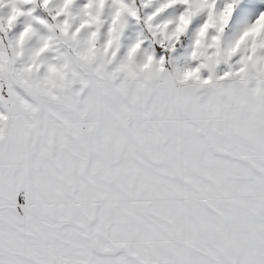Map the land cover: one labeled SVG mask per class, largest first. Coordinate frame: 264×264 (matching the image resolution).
Returning a JSON list of instances; mask_svg holds the SVG:
<instances>
[{"label":"rangeland","instance_id":"374dc122","mask_svg":"<svg viewBox=\"0 0 264 264\" xmlns=\"http://www.w3.org/2000/svg\"><path fill=\"white\" fill-rule=\"evenodd\" d=\"M236 77L248 78L242 101H251L245 83L264 82V0H0L1 191L16 192L2 170L13 168L17 126L42 104L71 103L84 83L135 80L150 99L158 92V101L173 103L201 102L213 88L218 101L233 102ZM26 215L29 263L157 264L179 256L173 207L44 206Z\"/></svg>","mask_w":264,"mask_h":264},{"label":"crops","instance_id":"0c3cea01","mask_svg":"<svg viewBox=\"0 0 264 264\" xmlns=\"http://www.w3.org/2000/svg\"><path fill=\"white\" fill-rule=\"evenodd\" d=\"M234 79L233 102L213 88L201 102H160L120 78L40 105L2 170L16 192L0 187V264H34L29 207L88 205L175 208L179 256L159 264H264V82L249 78L245 102L248 78Z\"/></svg>","mask_w":264,"mask_h":264},{"label":"built area","instance_id":"2783aa9c","mask_svg":"<svg viewBox=\"0 0 264 264\" xmlns=\"http://www.w3.org/2000/svg\"><path fill=\"white\" fill-rule=\"evenodd\" d=\"M21 202H23V201H21Z\"/></svg>","mask_w":264,"mask_h":264}]
</instances>
